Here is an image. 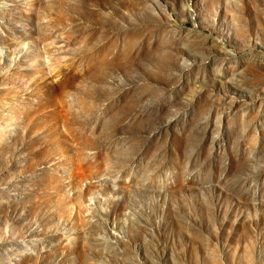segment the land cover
<instances>
[{
	"label": "rangeland",
	"instance_id": "1",
	"mask_svg": "<svg viewBox=\"0 0 264 264\" xmlns=\"http://www.w3.org/2000/svg\"><path fill=\"white\" fill-rule=\"evenodd\" d=\"M0 264H264V0H0Z\"/></svg>",
	"mask_w": 264,
	"mask_h": 264
}]
</instances>
